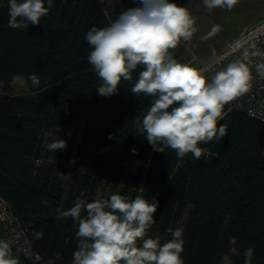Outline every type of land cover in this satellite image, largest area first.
<instances>
[{
    "label": "trees",
    "instance_id": "1",
    "mask_svg": "<svg viewBox=\"0 0 264 264\" xmlns=\"http://www.w3.org/2000/svg\"><path fill=\"white\" fill-rule=\"evenodd\" d=\"M8 8V0H0V194L33 249L48 264L57 252L61 259L54 264H74L77 225L62 213L81 193L96 200L103 183L109 190L101 198L117 192L155 197L159 203L149 237L164 243L172 238L169 229L182 227L184 264H223L225 256L245 264L248 248L251 264H264L263 123L226 105L218 126L225 125L227 134L199 145L208 150L199 160L191 154L178 158L170 148L154 151L132 121L152 102L130 92L141 68L132 82L121 81L117 94L102 97L87 60V31L107 26L130 7L53 0L41 24L27 30L8 27ZM17 76L29 94L12 92ZM82 120L70 169L64 149L49 151L45 141L52 132L67 143Z\"/></svg>",
    "mask_w": 264,
    "mask_h": 264
},
{
    "label": "clouds",
    "instance_id": "2",
    "mask_svg": "<svg viewBox=\"0 0 264 264\" xmlns=\"http://www.w3.org/2000/svg\"><path fill=\"white\" fill-rule=\"evenodd\" d=\"M132 2L136 6L122 10L105 27L90 28L85 35L91 49L87 60L100 81L98 95L117 94L121 81L132 82L133 73L141 68L130 92L135 96H150L152 102L143 116L133 118L136 130L145 136L154 151L170 148L178 158L191 154L199 160L208 151L199 145L219 142L226 136V126H218V121L223 119L226 105L250 91L253 69L264 79V62H261L264 51L252 43L237 45L239 57L226 65L219 58L205 61L200 67L180 62L172 51L182 41H190L197 31L196 19L188 8L171 0ZM238 2L203 0L208 11L231 10ZM8 4V27L27 30L30 25L41 24L53 0H8ZM220 31L221 27L214 25L208 36ZM29 79L33 87H38L35 74ZM66 146V141L58 138L47 148L56 152ZM132 151L135 154L136 149ZM58 175L63 179L65 174ZM158 203L155 197L130 198L119 192L89 202L81 193L62 213L77 225L74 264H184L182 227L169 229L172 238L164 243L159 237H149ZM41 235L37 233L36 237ZM252 255L253 249L248 248L244 253L245 264H251ZM58 259H61L59 252L54 257ZM0 264H20L11 242L3 238Z\"/></svg>",
    "mask_w": 264,
    "mask_h": 264
},
{
    "label": "built area",
    "instance_id": "3",
    "mask_svg": "<svg viewBox=\"0 0 264 264\" xmlns=\"http://www.w3.org/2000/svg\"><path fill=\"white\" fill-rule=\"evenodd\" d=\"M112 1V0H102ZM255 43L257 47L264 51V18L253 25L245 28L236 37L227 42L225 47L215 56L201 61L202 63L213 58H219L226 65L228 62L239 57L240 52L237 45L248 46ZM173 54V51H172ZM260 58H257L259 61ZM264 62V61H261ZM253 81L250 91L243 96L236 98L230 104L229 109L244 111L248 116L261 121L264 125V79H261L253 69ZM264 135V129H263ZM0 223L4 231L5 239L11 242V246L19 249L23 255L31 259L35 264H48L40 253L31 246L26 231L19 219L13 212L8 200L0 194Z\"/></svg>",
    "mask_w": 264,
    "mask_h": 264
},
{
    "label": "rangeland",
    "instance_id": "4",
    "mask_svg": "<svg viewBox=\"0 0 264 264\" xmlns=\"http://www.w3.org/2000/svg\"><path fill=\"white\" fill-rule=\"evenodd\" d=\"M103 7H107V5L115 6L117 3H121L122 0H112V1H102L99 0ZM221 12L224 13L222 15V19H220V27L222 32H219L216 37H192V39L188 42H181V44L175 49L180 52V48L183 50L179 53V61L183 63H189L194 66H197L201 61L205 60L207 57L205 55L210 54V51L220 43L224 38L230 40L233 37H222L221 34L236 29L241 24H248L249 22L255 18H258V21L264 18V0H239L236 6H234L231 10L226 8H219ZM218 12L219 11H215ZM212 28V27H210ZM197 30L199 28L197 27ZM220 35V37H219ZM223 48V47H222ZM0 88H2V81H0ZM12 92L20 93V94H29V88L26 85L25 80L17 76L12 83ZM85 120H82L77 125L76 129L73 131L69 139L67 140V146L64 149L63 162L67 164V166L71 169L73 164V159L81 139V135L85 126ZM59 138V133L55 134L49 132L46 137L45 145H47L54 139ZM108 188L104 187V184L101 183L98 187V192L96 195V200L100 199L102 196H106L108 194ZM223 264H233L229 256H225L223 259Z\"/></svg>",
    "mask_w": 264,
    "mask_h": 264
},
{
    "label": "crops",
    "instance_id": "5",
    "mask_svg": "<svg viewBox=\"0 0 264 264\" xmlns=\"http://www.w3.org/2000/svg\"><path fill=\"white\" fill-rule=\"evenodd\" d=\"M171 2L176 3L178 6H184L187 7L189 12L195 17L196 19V28L198 27L199 30L196 31V33L193 35V37H204L208 36V33L211 32V29L214 25H220V19H222V15H224L223 12L218 10L219 8L213 9L211 11H208L203 4V0H171ZM128 6V7H134L136 5L133 4L132 0H122L121 3H117V6ZM215 11H219L218 14ZM259 18V17H258ZM258 18H255L249 22L248 24L240 25L236 29L230 31V33L225 32L222 33V37H236L241 31H243L245 28L253 25L258 21ZM212 27V28H210ZM222 32V31H220ZM219 33V32H218ZM217 33V34H218ZM213 35L211 37H216V35ZM220 37V35H219ZM231 38V39H233ZM230 39V40H231ZM227 38H224L214 49L210 51V54L205 55V57L211 58L215 56L217 53H219L227 44L228 41ZM223 47V48H222ZM183 50V48H180V52ZM174 53H177L176 55H179V51L173 50Z\"/></svg>",
    "mask_w": 264,
    "mask_h": 264
},
{
    "label": "water",
    "instance_id": "6",
    "mask_svg": "<svg viewBox=\"0 0 264 264\" xmlns=\"http://www.w3.org/2000/svg\"><path fill=\"white\" fill-rule=\"evenodd\" d=\"M2 238L5 239V236H4L3 228H2L1 223H0V239H2ZM12 248H13L14 254L19 256L20 264H35L31 259L25 257L19 249L15 248V247H12Z\"/></svg>",
    "mask_w": 264,
    "mask_h": 264
}]
</instances>
